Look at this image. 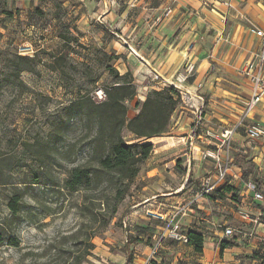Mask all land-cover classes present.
Listing matches in <instances>:
<instances>
[{"label": "rangeland", "instance_id": "obj_1", "mask_svg": "<svg viewBox=\"0 0 264 264\" xmlns=\"http://www.w3.org/2000/svg\"><path fill=\"white\" fill-rule=\"evenodd\" d=\"M1 1L6 4L1 7L11 10L13 17L0 16V168L4 171L1 176L4 184L0 185V231L6 239L0 246V264H63L66 259L81 255L88 249L91 254L82 264H127L126 255L131 249L126 245L130 233L126 232L129 227L124 225L145 194L142 175L149 167L147 162L141 166V174L130 182L125 197L117 203L112 198L113 191L108 181L88 192L67 190L64 180L70 169L84 163L91 153L92 132L84 120H80V110L66 107L84 95L101 101L97 93L105 84L112 82L107 67L112 66L121 74L127 72L122 68L126 57L116 54L117 47L132 51L128 45V32L121 33L122 29H114L109 22L101 23L96 16L83 19V15H94L99 6H109L125 14V21L130 23L128 18L140 8H137L139 0L136 5L131 0H116L115 5L110 0H106L109 4L103 0ZM163 11L154 18L157 26L164 21L156 22ZM239 19L248 25L250 32L254 24L245 15L239 14ZM222 34L228 42L231 41L228 29ZM216 72L222 78L221 84L213 80V91L218 85L222 89H231L235 95L229 102L239 108L244 107L247 93L243 80H239L244 79L239 74H244L243 70H236L234 74L229 72L230 75L223 69L214 68L213 76ZM142 74L146 80L141 83L133 75L137 96L128 102L129 118L137 113V101L144 100L150 90L162 88L152 79L153 72L142 71ZM225 100L213 94V129L216 131L226 126L215 116V105L221 106ZM183 105L181 102L173 115L168 133L150 139L154 144L152 156L162 154L155 152V146L159 148L167 142H177L178 139L171 137L177 136L178 131L173 125ZM70 113L77 118L68 120ZM203 123L200 126L208 128ZM193 126V122L188 123L189 133ZM125 134L131 141L132 136ZM176 161L180 166L174 167L182 170L184 158L179 157ZM13 195L21 198L16 214L11 213L7 204ZM86 196L106 199L108 206L106 204L103 214L99 213L101 216L97 222L81 214L80 207ZM222 202L216 204L224 210L213 205L212 214L204 216L213 223L217 221L215 224L205 221L203 227L205 235L215 239L213 264H237L241 258V261H246V255L256 249L264 251V231L243 228L238 206L226 200ZM101 207L104 208V204ZM262 209L264 211V206ZM248 215L244 219H252L253 222L256 217L251 213ZM259 217L264 224V212ZM184 225L183 228L187 224ZM227 226L233 228L234 235L224 239L235 241L243 237L244 242L250 240L257 244V248L245 256L243 253L234 256L231 252L225 255L220 251L215 254L216 247H219V237L215 233ZM155 243L156 240L152 239L148 245L152 248ZM138 245L131 251L139 253L145 250L144 244ZM209 248L212 250L211 246ZM175 252L182 253L177 260L173 252L160 263L200 264L190 260L192 252L187 246L177 248ZM161 254L158 251L156 256Z\"/></svg>", "mask_w": 264, "mask_h": 264}, {"label": "crops", "instance_id": "obj_2", "mask_svg": "<svg viewBox=\"0 0 264 264\" xmlns=\"http://www.w3.org/2000/svg\"><path fill=\"white\" fill-rule=\"evenodd\" d=\"M110 1L115 5L116 0ZM103 2L108 3L106 0ZM131 2L136 5L137 0ZM137 6L140 8L135 11V15H130L128 18L130 23L125 21V14L109 6H99L94 15L87 14L82 18L88 20L91 16H96L101 23L109 22L114 29H122L121 33H129L127 36L130 37V42H127L133 52H126L119 46L116 54H124L127 61L122 64V68L132 71L135 80L139 83L146 80L142 71L157 72L168 80L184 69L188 63L195 65V71L184 86V92L191 94L183 96L184 105L180 108L178 119L173 125L178 132L177 136L171 138L178 140L174 143L167 142L168 144L159 148L155 146V152L162 154L151 155L146 161L149 170L142 175L145 181L143 186L145 194L141 196V202L135 206L137 209L128 217L129 220L124 225L125 228L129 227L126 232L137 235L136 227L150 224L155 231L140 236V239L146 241L151 236L155 240L166 227L168 220L176 214L183 233L194 228L204 232L205 221L212 224L217 222L215 220L213 223L204 216L212 214L213 205L218 206V210H224L216 204L222 201L212 200L207 194H202V189L197 188L196 184L185 188L189 178L198 181V187H203L202 179L215 171L214 163L203 159L198 149L208 145L195 138L193 128L190 133L187 128L188 123L195 124L196 120L201 118L208 128L203 129L200 126L196 133L206 129L221 131L213 129V94L227 99L225 104L221 103L218 107L215 105L217 110L215 116L225 122L224 128L235 129L231 142L232 162L228 176L226 181L218 186L226 183L234 186L239 191V203L231 199V194H228L226 201L232 205L236 204L239 208L238 213L243 211L256 217L257 222L253 223L239 215L244 222L243 228L253 227L264 231V224L259 217L264 212L262 209L264 201L255 199L254 193L247 188V183L253 181L258 182L257 184L262 187L260 190L264 191V141H251L246 133L247 124L252 121L264 125V100L243 121L245 105L239 108L233 102H229L235 93L231 89H222L220 85L213 91V80L221 84L222 78L217 72L213 76L214 68L233 74L236 70H243L244 74H239L244 76V79L239 78V80H243L247 99L249 98L251 87L245 68L260 51L261 44L259 38L249 32L248 25L239 19V14L245 15L255 26L264 29V0H139ZM167 8L171 10L169 16L158 26L155 25L156 14ZM226 29L232 36L230 42L222 34ZM71 30L73 31V28ZM179 157L184 158L182 170L174 167ZM156 213L163 214L167 220L156 219L158 218ZM212 219H214L213 215ZM157 220L161 221L162 225H156ZM184 224H187L185 228H183ZM223 230L224 227H221L215 233L219 237V247H216L215 253L217 255L219 251L221 253L220 241L227 238ZM243 239V237L236 238V245L226 248L223 253L226 255L227 252H231L234 256L243 253L245 256L244 254L251 249L257 248V244L250 240L244 242ZM214 240L212 236H206L204 251L198 253L187 242L166 238L158 248V251L162 252L161 256L155 254L152 257V248L144 242H138L145 245V250L139 253L133 252L134 262L138 264V261L143 260L141 264H161L160 262L165 261L166 256L173 252L174 259L177 260L182 253L175 252V249L187 246L192 252L189 259L193 260V263L196 261L200 264H213ZM138 244L133 243L130 249L133 251L136 245L139 246Z\"/></svg>", "mask_w": 264, "mask_h": 264}, {"label": "trees", "instance_id": "obj_3", "mask_svg": "<svg viewBox=\"0 0 264 264\" xmlns=\"http://www.w3.org/2000/svg\"><path fill=\"white\" fill-rule=\"evenodd\" d=\"M4 4L5 1L0 0V16L13 17L11 10L6 9L5 6L1 7ZM63 37L68 39L66 35ZM107 68L111 74L112 82L102 87V91L105 93L103 100L95 101L91 96L84 95L73 100L66 107L69 110H80V120H84L92 132V138L89 157L84 163L70 169L64 180V187L70 192L81 190L88 192L100 188L108 181L109 188L113 191L112 198L117 203L123 200L130 188V182L141 174V166L152 155L154 144L150 139L168 133L172 117L178 110L182 99L179 90L173 86L152 89L144 100L136 102L137 113L129 118L128 102L137 96L133 72L127 71L121 74L112 66ZM75 116L72 113L68 114V120L76 119ZM125 132L132 136L131 141L126 138ZM177 165L180 166V163ZM3 175L4 171L0 168V185L4 184L1 179ZM194 184L197 188L202 189V187H198L199 182L191 178L188 179L185 188ZM257 186L262 190L260 184ZM228 194H231V199L234 202L240 201L239 191L227 183L216 187L212 192L207 193V196L212 200L224 201ZM20 199L17 195H13L8 201L7 204L12 214L19 211ZM105 200L104 198L86 196L80 207L82 216L93 222L99 221L101 214L106 211L107 202L105 203ZM102 204H104V208L101 207ZM156 225H162V222L157 220ZM0 226L2 227V225ZM151 227L150 224L136 227L137 235H130L126 246L130 248L131 244L138 242L148 245L152 237L150 236L148 240L144 241L140 239V236H145L148 232L153 233L155 228ZM185 234L188 238L187 243L196 252L204 251L206 237L204 232L194 228ZM5 240L4 233L0 231V246L4 244ZM233 245H236L234 240L222 239L220 241L221 253ZM90 254L88 249L81 255L66 259L63 264H82ZM126 256L127 264H133V252L129 250ZM246 258V261H240L237 264H264V251L256 249L246 255Z\"/></svg>", "mask_w": 264, "mask_h": 264}, {"label": "built area", "instance_id": "obj_4", "mask_svg": "<svg viewBox=\"0 0 264 264\" xmlns=\"http://www.w3.org/2000/svg\"><path fill=\"white\" fill-rule=\"evenodd\" d=\"M171 13L170 9L164 10L156 18V22L163 21ZM251 32L259 38L261 48L257 53L255 58L251 60L246 68L245 73L249 79L251 94L245 102V113L243 115V121L249 116V113L257 107L264 100V29L258 26L251 27ZM195 65L193 63H188L184 69L180 70L175 76L170 80L163 78L159 73L153 72V80L158 83L161 87L173 86L179 90L181 99L183 96L190 95L191 93L184 92V86L190 77L194 74ZM98 97L103 100L105 98V93L100 91L97 93ZM200 99L201 97H197ZM202 119L196 120L193 126V133L195 138L204 142L208 146L205 148H198L200 150V155L205 160H211L214 163L215 171L210 173L202 179V194H207L212 192L218 185L224 183L227 179L230 164L232 162L231 156V142L235 134L234 128H224L219 132H214L211 129H206L199 131ZM247 137L251 141H264V125L258 121H252L247 124L246 127ZM247 188L254 193L255 199L259 201H264V193L261 191L257 184L253 181L247 183ZM243 218H248L249 215L243 211H239ZM156 216L162 220H167L161 213H156ZM252 220V219H251ZM253 222H257V219H253ZM224 235L226 237H232L234 235V230L232 227H225ZM172 238L178 241L187 242L188 238L185 233L181 230V223L177 219V214L174 215L163 231H161L156 240L155 245L152 247V255L157 253L160 243L166 239Z\"/></svg>", "mask_w": 264, "mask_h": 264}]
</instances>
